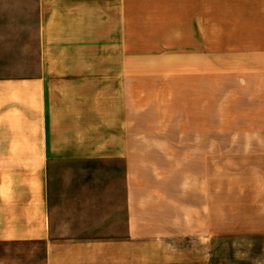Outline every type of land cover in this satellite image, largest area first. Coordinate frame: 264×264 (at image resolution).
<instances>
[{
	"label": "crops",
	"instance_id": "crops-1",
	"mask_svg": "<svg viewBox=\"0 0 264 264\" xmlns=\"http://www.w3.org/2000/svg\"><path fill=\"white\" fill-rule=\"evenodd\" d=\"M0 10V243L43 244L46 264H211L214 175H198L195 206L186 192L174 207L166 175L133 154L140 90L180 74L188 112L195 89L181 135L196 121V163L213 174L223 94L228 155L264 195V0H0Z\"/></svg>",
	"mask_w": 264,
	"mask_h": 264
},
{
	"label": "rangeland",
	"instance_id": "rangeland-1",
	"mask_svg": "<svg viewBox=\"0 0 264 264\" xmlns=\"http://www.w3.org/2000/svg\"><path fill=\"white\" fill-rule=\"evenodd\" d=\"M128 63H132L131 57H126ZM162 75L163 78L142 83L141 118L134 127L133 154L142 164L149 165L153 177L166 175L164 186L167 192L172 193L174 207L180 203L181 194L186 192L188 204L195 206L198 175L202 179L205 174H210L211 181L214 175V201L211 199L209 204L211 215L213 210L215 213L214 222L212 216L210 220L207 216L205 218V226L211 229L214 224L217 230L211 264H264V205L261 201L264 195L258 187L251 186L250 179L237 177L242 173L239 169L243 166L242 156L228 155V147L231 149L235 140L232 143L227 141L224 95L221 106L220 168L213 174L212 169L208 171L196 163V121H189V137L181 135V129L187 123L184 116L195 119V89L189 90L194 97L192 101L190 99L187 112L181 103L180 74ZM168 75H173L174 79ZM186 156L190 158L188 163ZM244 157L247 160L248 156ZM246 166L249 164L246 163ZM246 174H249L248 170ZM158 182L156 187H163ZM207 199L208 194L206 204ZM177 211L174 210V224L179 220ZM192 220L196 221L195 218ZM192 220L188 223H192ZM0 264H46V248L43 244L0 243Z\"/></svg>",
	"mask_w": 264,
	"mask_h": 264
}]
</instances>
